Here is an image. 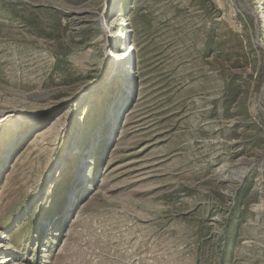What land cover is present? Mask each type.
Returning <instances> with one entry per match:
<instances>
[{"label":"rangeland","instance_id":"374dc122","mask_svg":"<svg viewBox=\"0 0 264 264\" xmlns=\"http://www.w3.org/2000/svg\"><path fill=\"white\" fill-rule=\"evenodd\" d=\"M0 264H264V0H0Z\"/></svg>","mask_w":264,"mask_h":264},{"label":"bare ground","instance_id":"6f19581e","mask_svg":"<svg viewBox=\"0 0 264 264\" xmlns=\"http://www.w3.org/2000/svg\"><path fill=\"white\" fill-rule=\"evenodd\" d=\"M45 134H46V131H43V129H42V130H38V131H36V132L33 134V136L35 135V138L33 139V136H32V138L29 140V141H30V142H29V145L26 147L25 150L27 151V150H29L30 148H32V147L34 146L35 141L38 140V139H40V138H42Z\"/></svg>","mask_w":264,"mask_h":264}]
</instances>
